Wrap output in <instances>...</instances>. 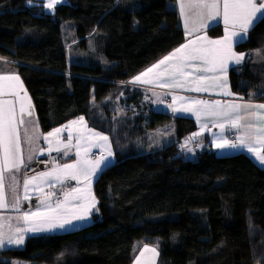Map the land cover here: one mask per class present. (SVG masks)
<instances>
[{"label": "trees", "instance_id": "1", "mask_svg": "<svg viewBox=\"0 0 264 264\" xmlns=\"http://www.w3.org/2000/svg\"><path fill=\"white\" fill-rule=\"evenodd\" d=\"M176 1L67 0L49 12L39 0H0V73L20 76L41 131L84 116L115 156L95 181L90 225L30 236L0 250V264H132L146 244L158 264H264V168L210 147L187 158L177 142L194 120L155 110L146 90L126 84L185 41ZM236 50L247 59L230 70L232 90L264 101V20ZM171 123L173 142L149 148L148 132ZM62 156L53 157L74 160Z\"/></svg>", "mask_w": 264, "mask_h": 264}, {"label": "snow or ice", "instance_id": "2", "mask_svg": "<svg viewBox=\"0 0 264 264\" xmlns=\"http://www.w3.org/2000/svg\"><path fill=\"white\" fill-rule=\"evenodd\" d=\"M60 2L61 0H49L47 7L54 9ZM179 8L187 35L200 32L210 26V21L218 22V18L223 20L225 35L215 40L207 36H197L195 40L174 49L129 83H159L160 87L197 93L220 89V94L224 96L233 95L227 83L229 64L231 62L239 65L245 56L244 53L237 54L233 50V43L242 41L250 27L264 20V0L260 3H257V0H180ZM177 101L181 102L179 107L174 106ZM168 107L173 112L191 113L198 122L202 118H212L214 126H218L222 131L226 126L229 130L235 129L240 133L235 142L222 140L216 143V147L246 148L264 165V103L209 101L173 95L172 103ZM33 114V105L19 75H0V209L11 207L17 212L20 211L21 198L17 195L19 182L16 174L22 167H27L22 145H30L27 160L31 162L37 151L31 145L40 138ZM77 124L81 127L76 129L78 134L75 137V162L56 165L50 171L36 175H25L23 200L30 199V186L40 192H43L41 186L44 184L54 186L52 181L63 184L67 180H74L84 186L64 191V199L56 200L55 205L49 203L55 193L45 194L40 201L41 207L36 211H25L15 217V226L11 223V217H0V248L4 247L5 243L22 244L25 232L64 229L66 225H71L73 220L85 219L89 210L95 207V197L91 191L92 180L97 173L103 171V167L107 166L109 158L113 155L108 137L88 129L84 118L80 117L79 120L70 121L67 125L47 133L43 139L48 144L49 152H61L63 149L66 150L63 154L67 156L73 146V126ZM206 129L207 124L201 123V131L194 133L188 140L201 135ZM65 131L68 132L67 142L62 143L61 134ZM96 141H102L103 144ZM93 147H100L102 152L107 151V156L101 154L95 160L89 159ZM6 185L12 194L11 202L8 200ZM70 204L73 208L82 209V212L73 211L68 207ZM145 251L155 253V249L145 248ZM137 264H140L139 259Z\"/></svg>", "mask_w": 264, "mask_h": 264}, {"label": "crops", "instance_id": "3", "mask_svg": "<svg viewBox=\"0 0 264 264\" xmlns=\"http://www.w3.org/2000/svg\"><path fill=\"white\" fill-rule=\"evenodd\" d=\"M260 2H261V0H257V3H260ZM61 3H64V2H61ZM179 3H180V0H177L173 4V7L178 11L179 18H180V24H181V26L183 28V31H184V34H185V41L182 44L187 43L190 40H195L197 36H200V37L207 36L209 39H212V40L223 38V36L225 35V30H224V24H223L222 18H218V22L217 21H210L209 22L210 26L207 27V28L202 29L200 32L193 33L192 35H187L186 32H185V29H184L183 18L180 15ZM53 10H49V12H53ZM255 24H254V26H255ZM217 25H221L222 26L223 35L220 36V37H212L209 34L208 30L210 28H212V27L217 26ZM253 27L249 28L248 32L245 35V38L242 41L233 43V50L237 54H240V53H243V52L237 51L236 50V45L239 44L240 42H243L244 40H246L248 38V34H249V32L251 31V29ZM180 46H178V47H180ZM171 52H169L165 56L169 55ZM246 57L247 56L245 54L243 61L239 65H235V64H233L231 62L229 64V68H228V72H227V83H228V88L230 89L231 93H233V95H231V96H224V95L220 94V92H221L220 89H215L214 91H210V92H199V93H197V92H188V91H185L183 89H169V88H166V87H160L159 83H153V84H147V85L129 83L135 76L129 82H127L126 84L127 85H131L133 87L142 88L143 90L148 91L149 99L151 100V104H153V107L156 110L161 111V112H168V113H170V114H172L174 116L191 118V119L194 120L197 128H196V130L194 132H192L191 134L187 135L186 137H184L180 141V148L182 147V145L184 146V147L181 148L182 150H183V148L186 147L184 145V143L186 142L187 146H189L193 150L192 154H194V156H196L198 150H202L204 148H207V147H205L206 144H207V145H211L210 149H212V151H214L217 155H234V154L244 153L247 156H249L256 164H258L260 167L264 168V165H261V163L256 159V157L252 153L248 152L246 148H223V149H221V148H217L216 147V143L222 142V140H229V141L235 142V141L230 139L232 134H234L235 136L240 134L235 129L229 130L228 127L226 126L225 129L222 131L218 126H214V124L212 123V118H207V119L202 118V120L200 122H198L196 117L194 115H192L191 113L173 112L172 109L168 107V105L172 103V96L173 95L184 96V97H195V98H198V99L209 100V101H221V102H224V101H235L237 103L250 102V103H254V104L264 103V101H261V100H252V99L245 98L244 96H241V95L235 93L232 90L231 82H230V70L233 67L240 66V65L244 64L246 59H247ZM157 62H155V63H157ZM151 66H149V67H151ZM145 70H143V71H145ZM189 71H192V69H189ZM142 72H140V73H142ZM13 74L14 75H18L17 73H15L13 71H11V72H3V73L1 72L0 73V75H13ZM139 74H137V75H139ZM20 80L22 81L21 78H20ZM22 83H23V81H22ZM23 87H24V90H26L27 95H28V97L31 100V104L33 105V108H34L33 118L37 121V125H38L37 132H38L40 138L36 141V143L34 145H31V147H35L37 149L36 153L34 154V158L32 159L31 162H29L27 160V156L29 154L28 150H29L30 145H28V144H23L22 145V147H23V155H24L25 163L27 164V167H22L21 171L16 174L18 182H19L18 183V187H17V195L21 198L20 211L17 212L15 209H13L11 207H9L7 209H0V217H5V218L11 217L12 218L11 223L14 226L16 225V220H15L16 216L20 215L21 213H23L25 211H33L34 212V211L37 210L38 207H41L40 201H41V199L43 198V196L45 194H47L49 192H54L55 193V195L49 201V203H52L53 205H55L56 200H58V199L59 200H63L64 199L63 192L60 191V187L62 186V184H58L55 181H52V184L54 186L50 187L48 184H44V185L41 186L42 189H43V192H40V191L36 190L35 187H31L30 186L29 193H28L30 199L27 200V201L23 200V196H24L23 179H24V176L25 175L32 176V175H36L39 172L50 171L56 165L65 164V163L59 164V163H57V161L54 162L53 160L52 161H50V160L44 161V159L46 157L52 156V154L63 153L64 151H66V150H63V149H62L61 152H56V151L49 152L48 151V144L43 139V136L46 135L49 132H52L54 129H52V130H50L48 132H42L41 131L33 101L31 99V97H30V95H29L24 83H23ZM147 97H148V94H147ZM180 103H181L180 101H177L176 105H174V106L179 107ZM18 107L19 106L17 105V109H18ZM80 117L84 118V122L86 123V126H87L88 129H91V130H93L95 132H99L102 135L108 137V143L110 145V148H111V151H112L113 155L109 158V163L107 164V166L103 167V170L106 167L113 165L115 163V156H114V151H113L112 142H111L110 137L107 134H105V133H102V132H100V131H98V130H96L94 128H91L89 126L86 118L84 116H80ZM80 117L75 118V119H73L71 121L79 120ZM69 122L65 123L64 125H67ZM201 123H206L207 124V129L205 131H203V133L201 135L194 137L192 140H188V138L192 137L194 133H197V132L201 131ZM64 125H62V126H64ZM62 126H59L57 128H60ZM80 127L81 126L79 124L73 126V139H72V145L73 146L72 147H75V145H76V138L75 137L78 134L76 132V129L80 128ZM21 134L23 135V130H21ZM30 134H31V132H30ZM67 137H68V132L67 131H65V132H63L61 134L62 143H66L67 142ZM96 142L98 144H103L102 141H96ZM257 147H259V146L257 145ZM40 150H43V152L41 153ZM76 150H77V148H76ZM101 154H103L104 156H107V151H103L102 152V149L100 147H93L91 149L90 153H89L88 158L91 159V160H95L96 158L100 157ZM262 154H264V151H262ZM189 155H191V154H189ZM76 159H77V157L74 158V160H72L70 162H67V163H73V162H75ZM35 167H37L38 170H34ZM100 173L101 172L97 173V175L92 180L91 191H92L94 197H95L94 184H95L96 179L100 175ZM68 181L69 180L65 181L64 183H66ZM70 183H71L70 184L71 188L83 187L84 186L83 183L77 184V182L74 181V180L70 181ZM6 192H7V196H8L9 202H11L12 194H11V191L7 188V185H6ZM33 200H35V202H33ZM73 203H82V202H73ZM97 205H98V201H97V199L95 197V207H93V208H91L89 210L86 218L83 219V220H73L72 224L71 225H66L64 229L57 228V229H54L52 231L25 232V233H23L24 240H23L22 244H15V243L7 244V243H5L4 247H2V248H9V247H11V248H21V247H23L25 245L26 239L29 238L30 236H34V235L37 236V235H44V234L45 235H48V234H62V233H68V232H72V231L84 228V227H86V226L91 224V222H92V213L96 209ZM68 207L70 209H72L73 211L82 212V209L73 208L72 204H70ZM20 226L23 227V224H21ZM5 231L7 232V228H5ZM2 248H0V249H2ZM146 248L155 249V253L150 252V251H145V248H143L142 251L138 254V256L136 257V259L134 260V262L132 264H137V259H139L140 264H158V251L156 250V248H153V247H150V246H148ZM141 253H143L142 256H141Z\"/></svg>", "mask_w": 264, "mask_h": 264}, {"label": "rangeland", "instance_id": "4", "mask_svg": "<svg viewBox=\"0 0 264 264\" xmlns=\"http://www.w3.org/2000/svg\"><path fill=\"white\" fill-rule=\"evenodd\" d=\"M36 0H31V2L30 3H33L34 4V2H35ZM40 2L42 1V4L45 6V9L46 10H53V9H49L48 7H47V4L49 3V0H39ZM44 2V3H43ZM61 2H64V3H66L67 1H65V0H61ZM58 3L57 5H56V7L57 6H59V5H61V4H64V3ZM68 24V22H65V23H63V26L65 27L66 25ZM72 30H71V28L69 27V26H67L66 27V38H70V37H72ZM78 52H81V56L82 55H84L85 56V59H88V58H90V56H92V54L90 53V52H85V51H83V48H78ZM71 54H73V55H71V56H73V57H76L77 56V53H72L71 52ZM147 92V94H148V97L145 99V104H147V105H151L152 106V108H154L153 107V104H151V100L149 99V93H148V91H146ZM249 99V98H248ZM251 99V98H250ZM252 100H255V99H252ZM155 109V108H154ZM156 110V109H155ZM120 113L121 114H123L124 113V111L123 110H121L120 111ZM103 133V132H102ZM233 135V134H232ZM231 135V136H232ZM174 138H175V125L173 124V123H171V124H168V125H165V126H162V127H159V128H156V129H153V130H150L149 132H148V135H147V144H148V146H150L149 148H154V149H159V148H163V146H165V145H168V144H170V142L172 143L173 142V140H174ZM230 139H231V137H230ZM232 140V139H231ZM181 141V140H180ZM180 141H178L177 143H179L180 144ZM184 145L186 146L185 148H183V153H184V155H186V157L187 158H190V159H194L195 158V156H194V154H192L193 153V150L189 147V146H187V144H186V142L184 143ZM112 147H113V145H112ZM205 147H210L211 148V145H207L206 144V146ZM182 148V147H181ZM189 149H191V151H189ZM212 150V149H211ZM76 152H77V150H76V148L75 147H71V150L69 151V153H68V155L67 156H65L63 153H61V154H63V156H62V158H67V157H73V158H76ZM189 154H191V155H189ZM55 154H52V157L54 156ZM227 156H229V155H227ZM51 157V156H50ZM49 157V158H50ZM54 162L56 161V159L53 157V158H51ZM50 159V161H52ZM36 163V162H35ZM34 170H38V168L37 167H35L34 168ZM70 181H73V180H69L68 182H66V183H63L62 184V186L60 187V191H62L63 193H64V191H66V190H68L69 188H71V183H70ZM33 202H35V200H33ZM93 214V213H92ZM92 222H93V218H92ZM91 222V223H92ZM34 236H36V235H34ZM28 239V238H27ZM27 239H26V241H27ZM148 246H150V247H153V248H156L155 247V245H151V244H146V245H144L143 247H142V249L143 248H146V247H148ZM9 248H11V247H9ZM9 248H2V249H0V250H6V249H9ZM142 249L139 251V253L142 251ZM156 250H157V248H156ZM138 253V254H139ZM138 254H137V256H138ZM159 255V254H158ZM10 264H30L29 262H24V261H20V260H13L12 259V262L10 263Z\"/></svg>", "mask_w": 264, "mask_h": 264}, {"label": "built area", "instance_id": "5", "mask_svg": "<svg viewBox=\"0 0 264 264\" xmlns=\"http://www.w3.org/2000/svg\"><path fill=\"white\" fill-rule=\"evenodd\" d=\"M231 139H232L233 141H235V140H236V136L233 134V135L231 136Z\"/></svg>", "mask_w": 264, "mask_h": 264}, {"label": "bare ground", "instance_id": "6", "mask_svg": "<svg viewBox=\"0 0 264 264\" xmlns=\"http://www.w3.org/2000/svg\"><path fill=\"white\" fill-rule=\"evenodd\" d=\"M67 1V0H66Z\"/></svg>", "mask_w": 264, "mask_h": 264}]
</instances>
